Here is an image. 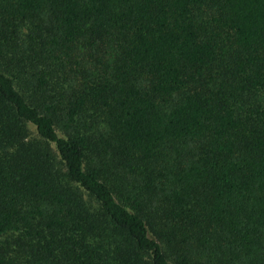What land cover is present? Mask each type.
I'll list each match as a JSON object with an SVG mask.
<instances>
[{
    "label": "trees",
    "instance_id": "1",
    "mask_svg": "<svg viewBox=\"0 0 264 264\" xmlns=\"http://www.w3.org/2000/svg\"><path fill=\"white\" fill-rule=\"evenodd\" d=\"M0 264H264V0H0Z\"/></svg>",
    "mask_w": 264,
    "mask_h": 264
},
{
    "label": "rangeland",
    "instance_id": "2",
    "mask_svg": "<svg viewBox=\"0 0 264 264\" xmlns=\"http://www.w3.org/2000/svg\"><path fill=\"white\" fill-rule=\"evenodd\" d=\"M27 128H28L29 133L31 135H33L34 134V128H33V126L31 124H27Z\"/></svg>",
    "mask_w": 264,
    "mask_h": 264
}]
</instances>
